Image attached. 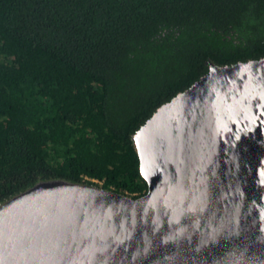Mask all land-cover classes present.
Masks as SVG:
<instances>
[{"label": "trees", "instance_id": "obj_1", "mask_svg": "<svg viewBox=\"0 0 264 264\" xmlns=\"http://www.w3.org/2000/svg\"><path fill=\"white\" fill-rule=\"evenodd\" d=\"M263 57L264 0H0V202L55 178L144 194L139 127Z\"/></svg>", "mask_w": 264, "mask_h": 264}, {"label": "water", "instance_id": "obj_2", "mask_svg": "<svg viewBox=\"0 0 264 264\" xmlns=\"http://www.w3.org/2000/svg\"><path fill=\"white\" fill-rule=\"evenodd\" d=\"M138 197L85 181L0 202V264H264V57L209 70L133 135Z\"/></svg>", "mask_w": 264, "mask_h": 264}]
</instances>
